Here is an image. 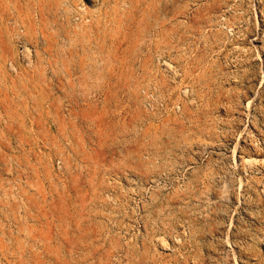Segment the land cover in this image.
Returning a JSON list of instances; mask_svg holds the SVG:
<instances>
[{"label":"rangeland","instance_id":"374dc122","mask_svg":"<svg viewBox=\"0 0 264 264\" xmlns=\"http://www.w3.org/2000/svg\"><path fill=\"white\" fill-rule=\"evenodd\" d=\"M0 264H264V0H0Z\"/></svg>","mask_w":264,"mask_h":264},{"label":"bare ground","instance_id":"6f19581e","mask_svg":"<svg viewBox=\"0 0 264 264\" xmlns=\"http://www.w3.org/2000/svg\"><path fill=\"white\" fill-rule=\"evenodd\" d=\"M254 160H255V159H254ZM254 160H253V161H254ZM247 162H248V161H247ZM247 164H249V162H248Z\"/></svg>","mask_w":264,"mask_h":264}]
</instances>
